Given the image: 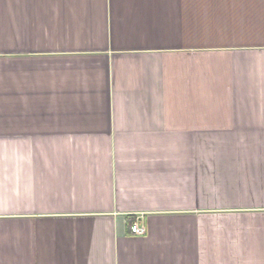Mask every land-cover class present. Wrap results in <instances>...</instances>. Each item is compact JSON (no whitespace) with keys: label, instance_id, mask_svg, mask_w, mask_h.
<instances>
[{"label":"crops","instance_id":"1","mask_svg":"<svg viewBox=\"0 0 264 264\" xmlns=\"http://www.w3.org/2000/svg\"><path fill=\"white\" fill-rule=\"evenodd\" d=\"M0 264H264V0H0Z\"/></svg>","mask_w":264,"mask_h":264},{"label":"built area","instance_id":"2","mask_svg":"<svg viewBox=\"0 0 264 264\" xmlns=\"http://www.w3.org/2000/svg\"><path fill=\"white\" fill-rule=\"evenodd\" d=\"M132 233L136 235H145L147 233V227L140 221H135L132 225Z\"/></svg>","mask_w":264,"mask_h":264}]
</instances>
